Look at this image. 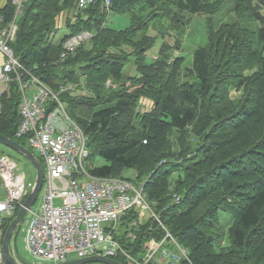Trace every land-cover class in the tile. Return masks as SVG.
<instances>
[{
    "label": "trees",
    "instance_id": "16d2710c",
    "mask_svg": "<svg viewBox=\"0 0 264 264\" xmlns=\"http://www.w3.org/2000/svg\"><path fill=\"white\" fill-rule=\"evenodd\" d=\"M78 1L26 0L17 14L7 0L0 16L3 24H17L11 44L25 69L54 91L72 85L60 98L87 136L89 171L119 177L137 170L162 223L188 252L181 264H264V16L254 5L264 0H234L237 11L259 22L255 28L238 22L216 28L208 18L207 43L194 51L190 67L174 54L179 42L163 40L153 58L155 41L167 33L150 34V21L173 3L211 16L225 0H110L108 6L94 0L85 7ZM161 9L179 21L178 13ZM110 11L129 15L131 24L106 26ZM60 15L70 32L56 42ZM81 31L92 36L61 59L64 41ZM127 65L134 74L125 72ZM19 104L13 81L0 95V133L31 149L16 135ZM221 214L227 241L215 230ZM136 219L131 209L120 226L126 231ZM132 230L134 241L121 242L138 258L165 235L152 217Z\"/></svg>",
    "mask_w": 264,
    "mask_h": 264
},
{
    "label": "built area",
    "instance_id": "2783aa9c",
    "mask_svg": "<svg viewBox=\"0 0 264 264\" xmlns=\"http://www.w3.org/2000/svg\"><path fill=\"white\" fill-rule=\"evenodd\" d=\"M25 1L15 0L17 14ZM93 2L79 0V6ZM109 3L106 0V6ZM11 22L1 32V43L12 42L17 24ZM88 37L89 33L83 32L69 38L61 58H66ZM7 44L0 47L7 59L5 65H0V93L3 83L13 80L19 83L22 121L16 135L26 137L45 163L44 190L38 204L36 201L27 210L21 229L25 233L26 248L34 257L33 264H57L90 254L122 256L128 264H148L157 251H160L157 260L161 264H179L182 258L188 259L186 249L168 231L163 241L167 240L176 249L161 248L163 241H152L150 252L143 260L136 259L122 246L116 237L118 222L131 208L137 209L140 218L144 210H150L164 227L146 200L143 183L124 177L95 176L84 167L88 156L87 137L59 97L69 86L53 91L22 66ZM0 176V185L6 190L5 197L0 199V264H6L2 249L4 225L14 216L33 183L27 182L18 162L8 155H0ZM136 223L128 227L127 238L135 239L131 227Z\"/></svg>",
    "mask_w": 264,
    "mask_h": 264
},
{
    "label": "rangeland",
    "instance_id": "374dc122",
    "mask_svg": "<svg viewBox=\"0 0 264 264\" xmlns=\"http://www.w3.org/2000/svg\"><path fill=\"white\" fill-rule=\"evenodd\" d=\"M13 2L15 3V0H13ZM254 5L257 6L258 11L261 13L262 16H264V5L259 4L257 1L254 2ZM24 6H25V3L23 2L19 10L23 11ZM171 6L170 7L163 6V7H160V9H157L155 12L156 13L155 16L150 21V26L155 29V30L150 29L149 30L150 34L155 35L157 34V31L159 33H161L162 31L167 33L164 39L162 37L157 38L150 52L154 51L151 53V55L158 52L157 50L159 49L163 40L173 45H175L176 42H179L180 47H178L177 49L174 48L173 51L175 55L179 53L180 55L186 57L185 66L187 67L191 66V61H192V56H193L194 51L198 47L203 46L207 43V39H208L207 19L208 18L212 19L216 28H218L220 24L223 22H226V23L238 22L250 28H255L259 24V22L253 16H251L248 12L243 13V12L237 11L234 6V0H225L223 6L217 12L213 13L211 16H209L210 14H204V13H192V12H189L187 9L180 10L175 5V3H173ZM161 8H164L165 10L166 8L167 9L169 8V10H172L173 14L178 13L177 18L179 21L174 20L175 15H171V16L164 15L163 13L164 11ZM58 20L61 24H60L59 29L57 30V33L54 39L56 42H58L57 40H60L63 36H65L67 33L70 32V29L65 25L66 15H64L63 18L60 15L58 17ZM10 24H13V22H9L7 24H3L0 22V40L3 38L1 32L5 30ZM130 24H131V17L127 14H117L111 11L107 14V19H106V24H105L106 26H111L116 29H124L128 27ZM17 29H15V31L13 32L12 42L16 38ZM11 43L7 44V43L0 42V47H4V45L7 44L8 47L11 50H13ZM6 62H7V59H5L0 65H5ZM125 72L127 74H130V73L134 74V68L130 65H127ZM9 85H11V83H9ZM232 95L233 97H237L240 94H236V92H233ZM149 107H150V102L147 105H143L144 109H147ZM32 150L38 157H40L36 150H34L33 148ZM0 154H7L11 156L14 160H16L21 170L26 173L27 182L34 183L35 178H36L35 168L32 165V163L27 158H25L20 152L11 148L8 145L0 143ZM42 162L44 166L45 163L43 159H42ZM102 163H103L102 161L97 162L98 165ZM87 166L90 169L91 167L90 163H88ZM122 175L133 177L135 175H138V172L135 169H127L123 171ZM1 182H2V178L0 176V184ZM42 192L43 191H41L39 194V197H38L39 199H40V196L42 195ZM5 194H6V190L2 189V186L0 185V199H3L5 197ZM39 199L37 201V204L39 202ZM19 209H20V206H18L17 210ZM145 214H146L145 220H147L151 216V213L149 210H147ZM226 222L228 223L227 215L221 214L219 218V222L216 225L215 230L220 232L221 234L220 239L222 241H227V234L226 232L223 233L224 230L226 229L227 231V228H228V225L226 224ZM20 227H21V224L17 227L13 235V238L11 241V248L15 253V257L19 260L20 263L33 264L34 257L31 255V253L26 248L25 233L22 232ZM159 254L160 252L157 253V256ZM154 262H155V259L152 260L151 264H154ZM48 264H52V263H48ZM88 264H103V263H88Z\"/></svg>",
    "mask_w": 264,
    "mask_h": 264
},
{
    "label": "water",
    "instance_id": "95a60500",
    "mask_svg": "<svg viewBox=\"0 0 264 264\" xmlns=\"http://www.w3.org/2000/svg\"><path fill=\"white\" fill-rule=\"evenodd\" d=\"M0 143L8 145L11 148L20 152L25 158H27L32 163L36 171V178L34 181V185L31 191L29 192V194L27 195V197L25 198L17 215L14 217L9 227L7 228L3 240V251L7 263L21 264L19 261H17L15 255L13 254V251L11 249V240L16 228L24 218L27 209L30 208L38 198V195L44 183V168L38 156L31 149L19 143L17 140H14L0 133ZM88 263L125 264L123 262L117 261L115 259L103 255H92L84 258L71 259L68 261L60 262L58 264H88Z\"/></svg>",
    "mask_w": 264,
    "mask_h": 264
},
{
    "label": "clouds",
    "instance_id": "9594fccd",
    "mask_svg": "<svg viewBox=\"0 0 264 264\" xmlns=\"http://www.w3.org/2000/svg\"><path fill=\"white\" fill-rule=\"evenodd\" d=\"M78 5H79V1H78ZM62 51H63V49H62ZM62 51H61V53H62ZM17 59H18V58H17ZM18 60H19V59H18ZM19 62H20V61H19ZM22 66H23V65H22ZM23 67H24V66H23ZM24 68H25V67H24ZM13 81H15V80H13ZM13 81H12V82H13ZM19 89H20V88H19ZM58 91H59V90H58ZM4 93H6V92H5L4 90H2V92L0 93V95H3ZM19 105H20V104H19ZM19 111H20V109H19ZM20 115H21V114H20ZM78 126H79V125H78ZM42 165H43V163H42ZM43 168H44V166H43ZM95 176H96V175H95ZM44 181H45V171H44ZM43 188H44V183H43L42 189H43ZM42 189H41V191H42ZM30 191H31V190H30ZM30 191H29V192H30ZM41 191H40V192H41ZM29 192H28V194H29ZM28 194H27V195H28ZM39 194H40V193H39ZM27 195L23 198L24 200H25V198L27 197ZM38 197H39V195H38ZM24 200H22V204H23ZM36 201H38V198L36 199ZM36 201H35V202H36ZM35 202H34V203H35ZM22 204L20 205V207L22 206ZM28 209H29V208H28ZM28 209H27V210H28ZM146 210H148V209H146ZM146 210H144V213H145ZM17 211H19V210H17ZM149 211H150V210H149ZM150 212H151V211H150ZM17 213H18V212H17ZM17 213H16V215H17ZM26 213H27V212H26ZM144 213H143L142 218H140V215H139V213L137 212V217H138L139 219H145L146 216L144 215ZM156 214H157V213H156ZM16 215H15V216H16ZM157 215H158V217H159V214H157ZM25 216H26V214H25ZM25 216H24V218H25ZM151 217L153 218L154 221H156V222L162 227V229H164V231H165V235H164V237H165V236H166V233H167V231H168V230L166 229V227H165V226L163 227V226L161 225V223H160V222H159V221H158L153 215H152ZM24 218H23V219H24ZM23 219H22V220H23ZM145 221H146V220H144V221H142V222L144 223ZM133 222H134V221H133ZM133 222H131V223H133ZM162 224H163V223H162ZM163 225H164V224H163ZM4 230H5V231H4L3 238H2V247H3L4 236H5V233H6V230H7V228H5V225H4ZM168 232H169V231H168ZM171 235H172V234H171ZM172 236H173V235H172ZM164 237H163V239H164ZM173 237H174V236H173ZM175 240H176V239H175ZM165 241H167V240H165ZM176 241H177V240H176ZM177 243H178V242H177ZM178 245H179L180 247H182L179 243H178ZM175 247H176V246H175ZM182 248H184V247H182ZM184 249H185V248H184ZM186 251H187V250H186ZM119 258H121V256H119ZM116 260H117V259H116ZM117 261H119V260H117ZM57 264H58V263H57Z\"/></svg>",
    "mask_w": 264,
    "mask_h": 264
},
{
    "label": "crops",
    "instance_id": "0c3cea01",
    "mask_svg": "<svg viewBox=\"0 0 264 264\" xmlns=\"http://www.w3.org/2000/svg\"><path fill=\"white\" fill-rule=\"evenodd\" d=\"M6 1H7V0H0V7H1V8L5 5ZM4 60H5V56H4L2 53H0V64H1ZM1 86H2L3 90H4L6 93H9V91H10V85H7V83H3ZM0 107H1V105H0Z\"/></svg>",
    "mask_w": 264,
    "mask_h": 264
},
{
    "label": "flooded vegetation",
    "instance_id": "af4514ba",
    "mask_svg": "<svg viewBox=\"0 0 264 264\" xmlns=\"http://www.w3.org/2000/svg\"><path fill=\"white\" fill-rule=\"evenodd\" d=\"M130 251V250H129ZM131 252V251H130ZM131 254L136 258V259H138V260H141L142 259V256H140L141 258H138V257H136L132 252H131Z\"/></svg>",
    "mask_w": 264,
    "mask_h": 264
}]
</instances>
